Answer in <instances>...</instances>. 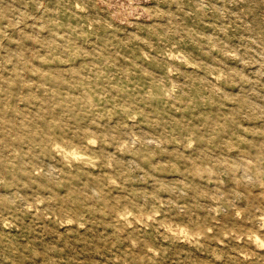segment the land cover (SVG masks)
Instances as JSON below:
<instances>
[{
	"label": "rangeland",
	"instance_id": "1",
	"mask_svg": "<svg viewBox=\"0 0 264 264\" xmlns=\"http://www.w3.org/2000/svg\"><path fill=\"white\" fill-rule=\"evenodd\" d=\"M0 264H264V0H0Z\"/></svg>",
	"mask_w": 264,
	"mask_h": 264
}]
</instances>
